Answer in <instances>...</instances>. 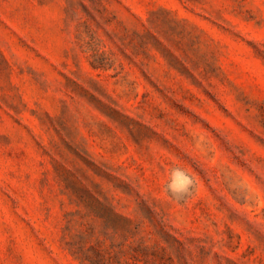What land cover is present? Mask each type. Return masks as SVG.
Here are the masks:
<instances>
[{
  "label": "rangeland",
  "instance_id": "obj_1",
  "mask_svg": "<svg viewBox=\"0 0 264 264\" xmlns=\"http://www.w3.org/2000/svg\"><path fill=\"white\" fill-rule=\"evenodd\" d=\"M0 264H264V0H0Z\"/></svg>",
  "mask_w": 264,
  "mask_h": 264
},
{
  "label": "clouds",
  "instance_id": "obj_2",
  "mask_svg": "<svg viewBox=\"0 0 264 264\" xmlns=\"http://www.w3.org/2000/svg\"><path fill=\"white\" fill-rule=\"evenodd\" d=\"M182 173L179 171H174L173 173V180L168 185L169 189L172 191H176L178 189V186H180V177H182ZM184 182H187V179L185 178Z\"/></svg>",
  "mask_w": 264,
  "mask_h": 264
}]
</instances>
